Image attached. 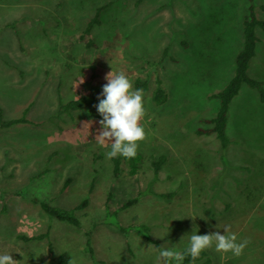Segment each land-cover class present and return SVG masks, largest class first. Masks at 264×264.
Wrapping results in <instances>:
<instances>
[{
	"label": "rangeland",
	"instance_id": "374dc122",
	"mask_svg": "<svg viewBox=\"0 0 264 264\" xmlns=\"http://www.w3.org/2000/svg\"><path fill=\"white\" fill-rule=\"evenodd\" d=\"M19 1L0 8V109L4 120L29 123L0 129V254L19 264H57L62 253L70 264H164L160 247L182 251L193 231L224 234L227 225L237 242L250 243L240 256L213 245L201 252L206 260L264 264V105L257 92L243 85L230 103L228 151L212 135L194 134L210 127L202 121L215 116L218 101L209 96L232 77L243 19L254 6L264 21V0ZM107 3L100 25L81 39ZM257 37L248 75L264 83V31ZM112 70L132 82L147 77L149 86L140 121L146 139L137 149L143 161L133 176L124 166L119 179L106 156L111 143L96 139L102 117L95 105L72 119L57 115L59 101L102 94ZM156 79L168 95L160 106L150 100ZM158 156L165 162L153 174ZM34 199L65 210L86 199L75 212L80 228L43 214ZM139 225L158 248L137 233ZM41 234L47 237L33 239Z\"/></svg>",
	"mask_w": 264,
	"mask_h": 264
},
{
	"label": "trees",
	"instance_id": "16d2710c",
	"mask_svg": "<svg viewBox=\"0 0 264 264\" xmlns=\"http://www.w3.org/2000/svg\"><path fill=\"white\" fill-rule=\"evenodd\" d=\"M110 3L98 7L95 10L94 16L88 21L82 32L81 39L84 38L89 39V37L91 36L92 29L95 26L100 25L101 23L100 18H101V13H103L102 11ZM254 8H255L254 6L251 7L249 6V13L247 14V16L244 17L242 22V43L240 50L235 55L234 70L232 77L229 79V81L221 90L209 96V99H216L218 101V107L215 116L208 120L202 121L203 124H208L210 125V127L196 128L194 132V134H196L198 137L212 135L214 137V141L216 142L217 148L220 152L222 151L225 152L226 150L228 151V147L231 143L230 138L226 134L229 106L233 98L237 96V94L239 93L242 86L246 85L250 89L255 90L258 94L259 102L264 105V83L262 81L253 79L248 75L249 62L256 54V46L258 43L257 30L259 29L261 31H264V21L259 20L255 17ZM91 44H92L91 42H88L86 45L90 46ZM133 87L134 89H142L143 92H147V90L149 89L148 78L137 77L133 82ZM98 97L103 98L101 94H96L91 97H79L65 102L59 101L57 115L60 116L62 119L63 117L66 118L68 117L69 119H72L73 113L81 110L85 105L88 104L98 105L99 103ZM167 97L168 95L166 90L161 86V82L158 79H156L155 87L152 89L150 94L151 102L155 106H160L166 102ZM24 112H27V110H24ZM26 123L29 122L24 117L11 119V120H4L2 118V112L0 109V129L5 127H10L14 124H26ZM111 161L113 164L112 174L114 178L119 179L124 171L125 168L124 166H127L129 176L130 175L133 176L137 174V172H139L140 170V164L142 163L143 158L139 153H137V155L131 159L118 155L115 158H111ZM164 162H165V156H158L157 158H154L150 162V167L151 170L153 171V174L158 173ZM66 185L67 184L65 182V187ZM159 197L165 199H171L173 198V194L162 193L159 194ZM135 202L136 199L134 198L129 201L126 200L121 204L120 208H125ZM33 203L37 204L38 209L43 214H46L47 216L52 217L59 222L66 223L71 227L80 228L81 224L79 219H77V217L75 216V212L77 210L83 209L87 204V200L86 199L83 200L80 204H78L77 206H75L70 210H65L59 207L50 206L46 202L36 201L35 199ZM116 227L120 232H125V230L127 229L119 225H116ZM136 227H137V233L145 236L146 240L150 244L158 248L157 243L154 242V240H152L151 237H149L148 235L149 232L148 227H146L145 225H139ZM87 235H89V233H87ZM46 237H47L46 234H41L38 236H33V239L34 238L44 239ZM88 244L89 241L87 240V245ZM187 247H185L183 250H185ZM89 251L91 252V250ZM205 256H206L205 253H201L199 258L196 260H193L191 256H186L185 259L181 262V264H210V261L208 259L206 260ZM70 263L71 260L68 253H62L59 256L57 264H70Z\"/></svg>",
	"mask_w": 264,
	"mask_h": 264
},
{
	"label": "clouds",
	"instance_id": "9594fccd",
	"mask_svg": "<svg viewBox=\"0 0 264 264\" xmlns=\"http://www.w3.org/2000/svg\"><path fill=\"white\" fill-rule=\"evenodd\" d=\"M103 85L102 97L98 105H95L102 117L99 121L101 129L96 139L101 146L106 142L111 143V150L106 156L111 159L118 155L125 158H134L137 155L139 142L146 139V131L140 121L145 115L144 95L142 89H134L133 82L124 72H109ZM79 83H83V78ZM224 234L219 231L210 234L190 235L189 246L181 251L174 247H160L157 260H163L164 264L175 261L181 264L186 256L193 260L199 258L201 252L215 246V250L221 253L231 252L234 256H240L248 246L250 240L237 242V235L230 231V226H225ZM183 238V237H182ZM152 245H149L151 248ZM39 257V255H37ZM0 264H19L12 254H0Z\"/></svg>",
	"mask_w": 264,
	"mask_h": 264
},
{
	"label": "crops",
	"instance_id": "0c3cea01",
	"mask_svg": "<svg viewBox=\"0 0 264 264\" xmlns=\"http://www.w3.org/2000/svg\"><path fill=\"white\" fill-rule=\"evenodd\" d=\"M9 0H0V8L2 9H5L6 7H9V4L7 3ZM12 2V0H11ZM10 2V3H11ZM18 2H21V3H24L23 1H19V0H16V5L18 4ZM13 3V2H12ZM12 6V5H11ZM28 7H30L28 5ZM4 32V30H2ZM3 35V34H2ZM1 61V60H0Z\"/></svg>",
	"mask_w": 264,
	"mask_h": 264
}]
</instances>
